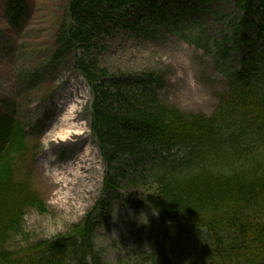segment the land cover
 <instances>
[{
    "label": "trees",
    "instance_id": "16d2710c",
    "mask_svg": "<svg viewBox=\"0 0 264 264\" xmlns=\"http://www.w3.org/2000/svg\"><path fill=\"white\" fill-rule=\"evenodd\" d=\"M192 1L164 0L159 6L150 0H67L64 23L44 60L49 67L36 66L29 79L35 82L48 69L55 73L71 64L86 81L90 131L106 165L103 202L54 241L8 250L9 240L25 236L26 213L44 212V204L33 186L24 128L2 117L0 264H85L86 258L101 264L93 244L95 220L125 182L143 189L156 215L149 230L162 234L150 264H264V52L255 50L264 39V0H229L231 14H215L225 26L213 46L227 71V91L208 116L163 104L156 96L160 81L153 75L136 89L110 84L109 72L98 62L107 27L120 14L127 18L130 10L140 8L148 11L144 34L164 25L203 47L199 23L180 12ZM24 2L5 0L10 24L20 20ZM171 7L177 15L172 16ZM141 18L126 27L139 32ZM242 52V67L231 68L232 55ZM123 157L135 158L136 164L150 162L135 180H127L119 165Z\"/></svg>",
    "mask_w": 264,
    "mask_h": 264
},
{
    "label": "rangeland",
    "instance_id": "374dc122",
    "mask_svg": "<svg viewBox=\"0 0 264 264\" xmlns=\"http://www.w3.org/2000/svg\"><path fill=\"white\" fill-rule=\"evenodd\" d=\"M24 1L20 20L10 24L5 17V0H0V119L12 118L24 128L32 155L33 186L44 204V212L29 210L26 213L23 217L25 236L9 240L7 248L11 251L42 240L52 242L58 235L80 225L95 206L103 202L101 193L106 171L90 131L91 93L86 81L71 64L55 73L48 69L35 82L29 79L36 66L49 67L44 60L53 50L54 38L64 23L67 0ZM150 1L157 2L159 6L164 3V0ZM166 1L185 3L186 0ZM204 1L205 4L194 0L180 9L185 18L199 23L203 47L179 37L176 32H171L172 28L164 25L154 34L151 31L144 34L141 30L146 27V8L130 10L127 18L122 14L116 17L107 27L99 46L102 50L98 62L109 72V83L136 89L141 80L153 75L154 80L160 81L156 96L163 104L189 114L210 115L218 96L227 91V71L213 46V42L219 41L225 34V26L215 14H231L232 9L229 0ZM175 8L171 7L172 16L178 14ZM140 17L136 25L139 32L126 27L129 21ZM255 21L258 22L256 18ZM255 50L264 52V39L255 44ZM232 56L234 60L229 66L238 70L242 67L241 60L245 54ZM72 84L76 92L70 89ZM68 89L71 90L68 100L72 101L67 105L75 106L73 124L81 128L76 132L80 134L82 148L59 146L47 151L51 138L46 134L48 130L45 126L52 123L50 118L53 114L50 104L58 91ZM59 123H52L54 129ZM75 154L88 159L87 164L90 165V178L86 181L88 194L82 200L75 198L78 194L76 189L75 199L58 202L59 197L50 188L52 174L73 161ZM47 161L49 165H46ZM121 161L119 165L124 168L127 180H135L150 162L136 164L135 158L128 157H123ZM106 202L95 220L93 232V244L101 264H150L149 256L154 245L161 244L162 234L155 235L149 230L155 214L143 189L122 183L116 195L110 196ZM164 228L161 226V230ZM85 264H91V260L86 258Z\"/></svg>",
    "mask_w": 264,
    "mask_h": 264
},
{
    "label": "bare ground",
    "instance_id": "6f19581e",
    "mask_svg": "<svg viewBox=\"0 0 264 264\" xmlns=\"http://www.w3.org/2000/svg\"><path fill=\"white\" fill-rule=\"evenodd\" d=\"M76 92V87L72 84L70 89ZM69 90V89H68ZM60 90L55 95L50 106L53 108V114L51 115L52 123L60 122L59 125L54 129L52 123L46 127L48 136L50 140L48 141V149L53 150L59 146H75L78 147L81 144L80 134L76 131H81V128L77 127L74 123L76 116H73L74 107L68 106L67 104L72 101L69 99L71 90L69 91ZM44 127V128H45ZM59 130L58 132H55ZM55 132V133H54ZM52 134H54L52 136ZM80 148H82L80 146ZM86 157V155H84ZM88 159L83 157L74 156L73 161L67 163L64 167H60L56 170L55 174H52V179L50 180V188L54 191V195L58 196V202H70L71 199L79 197L80 200L88 194V184L90 176L88 173L90 171V165L87 164ZM49 165L48 161L46 165ZM47 168V167H46ZM88 178V179H87ZM80 184V185H79ZM77 195L74 198L73 195L76 192Z\"/></svg>",
    "mask_w": 264,
    "mask_h": 264
}]
</instances>
